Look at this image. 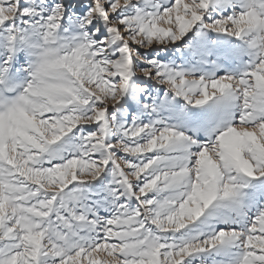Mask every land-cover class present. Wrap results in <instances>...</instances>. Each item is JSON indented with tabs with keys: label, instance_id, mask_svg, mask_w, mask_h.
Listing matches in <instances>:
<instances>
[{
	"label": "rangeland",
	"instance_id": "rangeland-1",
	"mask_svg": "<svg viewBox=\"0 0 264 264\" xmlns=\"http://www.w3.org/2000/svg\"><path fill=\"white\" fill-rule=\"evenodd\" d=\"M0 264H264V0H0Z\"/></svg>",
	"mask_w": 264,
	"mask_h": 264
}]
</instances>
